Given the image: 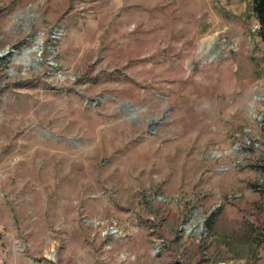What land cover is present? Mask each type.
Listing matches in <instances>:
<instances>
[{
    "label": "rangeland",
    "instance_id": "rangeland-1",
    "mask_svg": "<svg viewBox=\"0 0 264 264\" xmlns=\"http://www.w3.org/2000/svg\"><path fill=\"white\" fill-rule=\"evenodd\" d=\"M0 6V264H264L254 0Z\"/></svg>",
    "mask_w": 264,
    "mask_h": 264
},
{
    "label": "trees",
    "instance_id": "trees-1",
    "mask_svg": "<svg viewBox=\"0 0 264 264\" xmlns=\"http://www.w3.org/2000/svg\"><path fill=\"white\" fill-rule=\"evenodd\" d=\"M1 11L0 6V13ZM253 11L259 23V35L264 41V0H254Z\"/></svg>",
    "mask_w": 264,
    "mask_h": 264
},
{
    "label": "built area",
    "instance_id": "built-area-1",
    "mask_svg": "<svg viewBox=\"0 0 264 264\" xmlns=\"http://www.w3.org/2000/svg\"><path fill=\"white\" fill-rule=\"evenodd\" d=\"M1 248H2V244H1V240H0V263H2L3 262V259H2V255H1Z\"/></svg>",
    "mask_w": 264,
    "mask_h": 264
}]
</instances>
